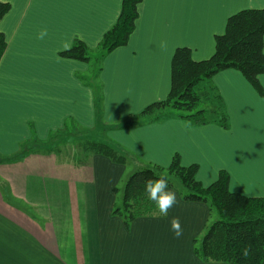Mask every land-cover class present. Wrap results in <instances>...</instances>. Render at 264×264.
<instances>
[{
  "label": "crops",
  "instance_id": "crops-1",
  "mask_svg": "<svg viewBox=\"0 0 264 264\" xmlns=\"http://www.w3.org/2000/svg\"><path fill=\"white\" fill-rule=\"evenodd\" d=\"M1 1L10 7L0 18L6 41L0 155L12 157L23 142L47 140L65 126L90 134L100 105L105 135L99 138L137 154L139 164L165 165L178 154L183 165H198L196 177L204 185L226 170L231 191L264 196V74L258 76L262 90L233 68L202 84V106L218 115L221 105L227 128L218 120L193 124L169 109L140 115L166 98L177 47L190 48L194 60L208 58L228 17L264 8V0H141L127 43L101 59L99 42L115 23L121 0ZM45 28L48 35L38 39ZM77 39L87 46L88 60L60 54ZM151 115L157 119L135 124ZM59 148L0 159V264H229L204 261L194 251L211 219L208 204L184 200L169 187L177 203L166 216L127 223L112 214V190L131 172L129 164L95 154L77 165L72 143ZM173 218L182 229L179 238Z\"/></svg>",
  "mask_w": 264,
  "mask_h": 264
},
{
  "label": "trees",
  "instance_id": "trees-1",
  "mask_svg": "<svg viewBox=\"0 0 264 264\" xmlns=\"http://www.w3.org/2000/svg\"><path fill=\"white\" fill-rule=\"evenodd\" d=\"M140 2L121 0L115 23L99 42V59L127 43L135 28ZM9 7L8 2L0 0V18ZM263 38L264 8H245L228 17L224 32L215 36V49L208 58L194 60L190 48L177 47L171 58V85L166 98L149 104L140 113H150L156 108L169 109L193 124L218 120L227 128L228 117L221 105L217 106L218 115H209V110L202 106L200 88L218 71L233 68L240 71L254 87L262 90L258 76L264 74ZM5 46L4 35L0 32V58ZM60 54L69 58L89 59L87 46L79 39ZM89 135L86 129L65 126L47 140L29 139L23 142L15 155L6 158L0 155V159L4 157L7 159L5 161L10 162L22 160L29 153H58L60 144L71 142L77 165L85 163L95 154L123 165L135 161L140 166L125 174L119 185L112 190L115 194L112 214L123 217L127 223L138 216L161 215L157 205L144 191V184L148 179L166 177L169 187L174 188L182 199L204 202L210 208V222L194 247L195 253L202 260L264 264V196H247L231 191L230 177L226 170H220L215 181L204 185L196 177L198 165L181 164L178 154L172 157L167 167L154 163L139 164L114 145ZM51 143L55 146H47Z\"/></svg>",
  "mask_w": 264,
  "mask_h": 264
},
{
  "label": "clouds",
  "instance_id": "clouds-1",
  "mask_svg": "<svg viewBox=\"0 0 264 264\" xmlns=\"http://www.w3.org/2000/svg\"><path fill=\"white\" fill-rule=\"evenodd\" d=\"M47 35L48 32L45 28L38 32L37 38L43 40ZM64 47L68 48L69 45L65 44ZM144 191L148 198L157 205L162 216H166L168 210L174 207L177 203L176 193L169 188V182L166 177L148 179L145 181ZM171 229L177 238L182 235V229L178 219H172Z\"/></svg>",
  "mask_w": 264,
  "mask_h": 264
},
{
  "label": "rangeland",
  "instance_id": "rangeland-1",
  "mask_svg": "<svg viewBox=\"0 0 264 264\" xmlns=\"http://www.w3.org/2000/svg\"><path fill=\"white\" fill-rule=\"evenodd\" d=\"M97 62V61H96ZM205 93L207 94V91L205 90ZM203 103V102H202ZM97 109L100 111V112H98L97 114L99 115L98 117H97V122H99L98 123V126H97V128H95V131H94V129L90 132V135H89V137H93V138H96L97 140H101L102 142H105L106 144L107 143H109V145H114L116 148H119L115 143H113V142H111V141H108L107 139H105V138H103V139H101V138H99V135H101V134H103V135H105V132H103V127H101V126H103V124H104V121H103V119H102V114H103V112H102V110H101V106L100 105H97ZM156 109H161L160 110V112L162 111V110H164V109H162V108H156ZM157 111H159V110H157ZM148 113H146V114H144V115H147ZM141 116H142V114H140ZM140 115L138 116V117H140ZM150 119H152L153 121H155L157 118L155 117V116H153V115H151L150 116V118H145L144 120H140V119H137V121H136V123L135 124H138V125H140V124H143V123H146V122H148ZM102 124V125H101ZM98 137V138H97ZM68 143H71V142H68ZM47 146H49V147H54L55 145L53 144V143H51V144H49V145H47ZM120 150H122V151H124L125 153H127V156H128V158L129 159H133V158H135L136 156L140 159V160H143L142 158H140L137 154H130V153H128L127 151H125V150H123L122 148H119ZM136 157V158H137ZM179 157H180V155H179ZM137 158V159H138ZM143 162V161H142ZM171 162V161H170ZM170 162H167V164H165V165H162V164H157V165H160V166H162V167H167L169 164H170ZM144 164H145V162H143ZM146 163H151V162H146ZM180 163L181 164H183V162H182V159L180 158ZM129 164V165H128ZM128 166H129V170H134V169H137L140 165H137L136 163H134V162H131V163H129L128 162ZM136 165V167H134L133 166V168L131 167V165ZM155 164V163H154Z\"/></svg>",
  "mask_w": 264,
  "mask_h": 264
}]
</instances>
